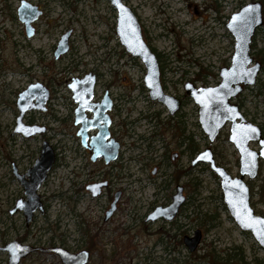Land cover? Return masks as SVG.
<instances>
[{
    "label": "rangeland",
    "instance_id": "rangeland-1",
    "mask_svg": "<svg viewBox=\"0 0 264 264\" xmlns=\"http://www.w3.org/2000/svg\"><path fill=\"white\" fill-rule=\"evenodd\" d=\"M27 1L44 10L36 23L38 32L30 39L18 17L21 0H0V248L21 240L44 248L65 245L63 248L71 252L89 249L88 264H256L255 259L264 263V249L230 216L220 179L208 164L192 165L199 152L211 147L217 164L233 176L239 175L240 156L229 141L230 123L211 144L199 124V106L185 90L189 81L197 87L219 84L220 70L231 65L234 53L235 40L226 23L231 14L257 0H126L137 12L152 47L162 53L161 77L167 91L184 99L180 121L187 139L179 160L175 164L171 159L163 163L160 154L165 142L157 136L158 120L153 118L148 125L150 119L145 120L143 115L160 111L161 119L167 121L168 110L165 105H153L144 90L142 95L140 89L134 90L136 100L126 105L129 114H123V118L129 120L131 116L138 120L133 136L125 137L130 147L126 156L139 160L133 170L145 186L136 182L128 188L119 210L108 220L104 215L108 197L103 195L96 200L86 192L84 162L81 158L73 159L67 136L60 133L65 131L63 123L47 112L27 113V124L36 121L39 125L47 124L49 129L26 138L16 132V100L28 85L41 82L53 89L52 107L59 109L56 115L62 117L66 114L65 103L71 102L67 85L72 77L90 70L108 74L115 67L118 71V63L125 65L127 57L116 32L117 11L110 0ZM69 30H72L70 50L56 60L57 42ZM252 55L262 63L257 82L245 87L232 101L264 134V25L256 31ZM105 58L110 61L103 63ZM119 69L127 74L131 84L137 87L144 84L146 72L139 59L135 68ZM177 122L175 119L173 123ZM154 123L157 126L153 135ZM174 134V131L169 133L165 140L168 142ZM45 140L57 148L58 165L38 189L46 211H37L27 226L23 213H9L17 200L26 198L13 166L22 173L32 167ZM250 145L259 150L257 143ZM142 162L149 168L143 167ZM155 165L160 170L153 177L151 168ZM178 169L184 175L174 182ZM245 180L253 191L252 206L257 214L264 216V161L259 176ZM178 184L185 187L186 203L176 223L147 221L151 203L165 204ZM198 229L202 231L201 243L191 252L183 239L194 236ZM0 264H9L7 251L0 250ZM20 264L63 262L55 253L35 251Z\"/></svg>",
    "mask_w": 264,
    "mask_h": 264
},
{
    "label": "water",
    "instance_id": "water-1",
    "mask_svg": "<svg viewBox=\"0 0 264 264\" xmlns=\"http://www.w3.org/2000/svg\"><path fill=\"white\" fill-rule=\"evenodd\" d=\"M112 7L117 11L116 32L121 44L126 51L139 57L147 66L145 78L146 86L150 91L152 100H157L166 105L170 114L174 115L181 106V100L166 94L160 82V68L156 54L149 47L143 37L141 22L133 8L125 0H110ZM42 10L38 6L31 5L23 0L19 9V18L25 22L28 36H32L34 28L32 22L35 21ZM264 25L263 4L257 0L243 6L239 11L231 14L226 28L234 37V53L231 65L222 67L220 70L221 81L216 86L197 87L192 82L185 84L187 94L199 106V124L212 144L219 136L221 130L230 123L229 141L233 143L240 156L239 175L233 176L224 166L217 164L211 147L199 152L192 161V165L199 163L208 164L210 169L220 179L223 201L230 216L242 231L250 232L260 247L264 249V216L256 213L251 203V187L245 180H254L259 176L261 161H264V134L262 128L248 121L240 106L232 101L237 95L242 93L247 86L255 85L257 76L261 71L262 63L255 60L252 55V44L256 31ZM71 30L65 32L60 39L55 56L69 50V37ZM94 84L93 74H88L84 79H76L69 86L74 93L76 101L80 106L76 110L77 121L84 122L81 112L85 109V102L91 98ZM49 89L41 82L32 83L25 90L21 91L17 100L19 114L17 116L16 131L30 137L38 133H45L46 127L40 125H29L23 122L24 115L32 109L46 110L49 98ZM254 130V131H253ZM84 133L83 128L79 134ZM251 143H257L259 150L253 149ZM103 153L107 155V161L114 159L117 155V146L104 145ZM56 155L52 145L45 140L42 145L40 156L35 160L29 169L30 179H24L25 175L18 174L14 170L25 187L27 199H19L11 213L23 210L26 223L29 224L35 212L45 211L44 203L38 189L46 181L49 171L55 163ZM94 187H99L96 185ZM92 186L94 196L97 191ZM184 186H177V192L173 196V201L167 207H158L149 219L164 217L172 220L178 213L180 207L186 202ZM118 198V197H117ZM116 203V201H115ZM115 205H113L114 207ZM112 210L110 211V213ZM251 218L252 226H245ZM257 221L261 223H257ZM202 239L201 229L196 230L194 236H185L184 242L188 249L193 252L197 249ZM0 250L9 254V264H20L23 258L30 253L42 251L57 254L63 264H87L90 260V252L83 249L80 252H71L61 246L38 247L13 240L7 243Z\"/></svg>",
    "mask_w": 264,
    "mask_h": 264
},
{
    "label": "flooded vegetation",
    "instance_id": "flooded-vegetation-1",
    "mask_svg": "<svg viewBox=\"0 0 264 264\" xmlns=\"http://www.w3.org/2000/svg\"><path fill=\"white\" fill-rule=\"evenodd\" d=\"M24 1L30 3L27 0H24ZM22 2H23V0H21V3ZM21 3H20V5H21ZM31 5H34V4H31ZM34 6H38V5H34ZM19 7H18V9H19ZM38 9L42 10L41 6H38ZM133 10L135 11L134 8H133ZM135 13L137 14L136 11H135ZM43 15H44V10H42V14L39 15V17L35 21L32 22V25L34 28V32H33L32 36H28L26 24H25V22H23L19 18L20 21L22 22L24 32H25L28 39L33 38L37 34L38 25L36 23H37V21L40 20V18ZM137 16H138V14H137ZM18 17H19V15H18ZM138 18H139V16H138ZM139 20H140V18H139ZM141 26H142V24H141ZM142 32H143V37H144L145 41L147 42L149 47L152 49V51L157 56V59L159 62V68H160V82H161L162 88L166 94L173 96V95L169 94V92L167 91V89L165 87L164 80L161 77V74L163 71L162 53L157 51L155 49V47L154 48L152 47L150 40L148 39V37L145 36L143 27H142ZM63 34L61 35L60 39L62 38ZM71 34H72V30H71ZM70 38H71V35L69 37V50H70ZM60 39L58 40L55 51H54V57L56 60L62 59V57L69 52V50H68L67 53L61 54L58 58H56L55 52H56V49H57V46H58ZM119 41H120V38H119ZM120 44H121V42H120ZM120 46L123 47V49H124L123 54L127 57V60H126V62H124V63H126L125 65L119 64V63L117 64L118 71H117L116 67H115V69L108 72V74L106 72H105V74H102V73L98 72L97 70H90L88 73H86L82 76H75V77L71 78L70 82L67 85V87L69 88L70 94H71V102L65 103L66 114L64 116L59 117L56 115L57 112H60V111H59V109H54L52 107V102L55 99L54 98L55 94L53 92V89L51 87H47V86L46 87L49 89L50 94H49V98H48V101L46 104V110L43 111L40 109H32V110H29L25 113V115H26L27 113H31V112L37 113V111L47 112L53 116L54 120L59 121L61 124L63 123L65 131L64 132L62 131L60 133L67 136V140L69 141L68 147L70 149V153H72L73 159L76 161V160H79V158H81L84 162V164H83V167H84L83 171L84 172L83 173L85 176V190H86V192L93 199H96V200L101 199V197L103 195L108 197V205H107V208L104 212L106 220L110 219L119 210L120 202L123 199L125 191L128 188H130L136 182H140L142 186H145L143 181L136 176V172L133 170V165L135 163H137L139 160L134 156H130V155L126 156L130 147L125 142V137H132L133 136V133L135 132L134 126L137 125L136 123L138 121V120L136 121L135 119L131 118V116H129V120L127 118H123L124 117L123 114H125V112L127 113V115L129 114V110H128V108H126V105L130 104L131 101L135 102L136 98H134L135 97L134 96V90L137 91L139 89H140L139 94L143 90H144V92L148 93V97H149V99L153 105H155V104H157V105L162 104V106L165 105V104H163L157 100L151 99L150 91H149L148 87L146 86V82H145V78H146V75L148 72L146 64L139 57L128 53L122 44ZM104 52L105 51H103V53ZM120 55H122V54L120 53ZM138 59L143 63V65L145 67V72H146L144 75V78H143L144 84H142L140 87L139 86L137 87L135 84H131V79L127 76V74L122 73L119 69L121 66L122 67L123 66L128 67L129 70H131L132 68H135L137 65ZM99 61L102 63L101 60H99ZM108 61H110V58L103 59V63L108 62ZM127 61H128V64H127ZM133 62H134V65H133ZM114 65H115V63H114ZM88 74H93V77H94L92 95H91V98L88 99L84 103L85 109L81 112V117L84 120V122H78L76 110L80 106V102L75 100L74 93L71 90L69 85L71 83H73L76 79H84V77ZM189 82H191V81H189ZM34 83H37V82H34ZM25 89H23V90H25ZM186 94H187V92H186ZM140 95H142V94H140ZM176 98H178V97H176ZM179 99L181 100V106H180L179 110L174 115L170 114L169 109L165 105V107L168 110L167 121H164L161 119L160 111L155 112V113L150 114V115H143L145 120L150 119L148 125L150 123H152L153 118L156 121L158 120L157 122H158V126H160V130L159 131L156 130L157 124H155V123H154V125L151 126V130H153V135L157 131V133H159V134H157V136L160 135L162 137L163 141L165 142L163 145V152L160 154V158H161V161L163 163L167 162L169 159H171L173 164H175V162H177L179 160V158L182 156V154L185 151L184 147H185V144H186L185 141L187 138H185L184 125L182 126V123L180 121L181 120V115H180L181 113L180 112L182 110L184 99L182 97ZM17 100H18V97H17ZM17 100H16V105H17ZM18 114H19V110H18ZM25 115L23 118V122L25 124H27L25 122ZM175 119H176V121H178L177 123H173ZM171 121H172V123H171ZM29 125H39V124L36 121H33ZM16 126H17V119H16ZM40 126L46 127L45 133L49 129V126L47 124H40ZM82 128L84 130V133L79 134V131ZM173 131L175 132V134L171 135L170 140L167 142L165 139L169 138V133H171ZM18 133H21V132H18ZM21 134L23 135V133H21ZM38 134H43V133H38ZM38 134H36V135H38ZM36 135H33V136H36ZM33 136H30V137L24 136V137L31 138ZM143 139L146 141L145 138H143ZM42 145H43V143H42ZM104 145L105 146L106 145H112V147L117 146V155L114 159L107 161V155H111L112 153L111 154L106 153V155H105V153H103L104 152L103 151ZM52 147L55 151L56 159H55L54 165L52 166L51 170L49 171V175L58 165V158H59V153L57 151V148H55L54 145ZM41 150H42V147L39 150V154H41ZM163 163H162V166H163ZM142 166L145 167L146 169L149 168L148 164H143V162H142ZM30 168H28L24 173H22L14 165L13 166V173L16 176V174L14 172V170H16V172L18 174L25 175L24 179H30V177L28 175V171ZM151 169H150L151 175L153 177H155V175L160 170L159 167L156 165L154 168L152 167ZM183 172L184 171H182L180 169L177 170L176 174L178 176L174 182H178L177 180L181 176L184 175ZM49 175H48V177H49ZM151 178H152L151 176H149V178H148L150 182H151ZM20 183H21V181H20ZM96 185H99V187L98 188L94 187ZM179 185L180 184H178L177 186H179ZM22 186H23V184H22ZM92 186L98 192L96 196H94V191L91 188ZM177 186H176L175 192L173 194L169 195V197L165 201L166 202L165 204L156 205V201H153L151 203L150 212L148 213L147 219H146L147 221H153V223L160 222L162 224H169V223L175 224L176 223L177 219L181 216L182 209H183L186 202L180 207L178 213L175 215V217L172 220H167L161 216L157 217L156 219H149L148 217L150 215H152L153 212L158 207L169 206V204L173 201V196L177 192ZM24 190H25V187H24ZM184 191H185V187H184ZM184 195H185V193H184ZM25 196H26V194H25ZM26 199H27V197L25 199L21 198V200H26ZM115 201H116V203H115ZM113 205H115V206L113 207ZM14 207H15V205L9 211V213L11 215L17 214L19 212L23 213V215H24L23 210H18L17 212L12 214L11 210ZM44 207L47 208V206H44ZM111 210H112V212L110 213ZM45 211H46V209H45ZM35 216H36V212L33 216V219L35 218ZM33 219L31 221H33ZM29 224L26 223L27 226ZM184 238H185V236H184ZM18 241L21 242V240H18ZM183 241H184V239H183ZM21 243H24V241H22ZM78 252H80V251H78ZM89 252H90V250H89ZM90 254H91V252H90Z\"/></svg>",
    "mask_w": 264,
    "mask_h": 264
},
{
    "label": "trees",
    "instance_id": "trees-1",
    "mask_svg": "<svg viewBox=\"0 0 264 264\" xmlns=\"http://www.w3.org/2000/svg\"><path fill=\"white\" fill-rule=\"evenodd\" d=\"M261 2L263 3V10H264V0H262ZM258 54H259V52H257L256 55H258ZM196 146H197V145L193 146V147H192V150H194V149L196 148ZM252 195H253V191H252ZM255 263H256V264H264V263H262L261 261H259L258 259H255ZM242 264H248V263H244V262H243Z\"/></svg>",
    "mask_w": 264,
    "mask_h": 264
},
{
    "label": "snow or ice",
    "instance_id": "snow-or-ice-1",
    "mask_svg": "<svg viewBox=\"0 0 264 264\" xmlns=\"http://www.w3.org/2000/svg\"><path fill=\"white\" fill-rule=\"evenodd\" d=\"M257 223H261V222L257 221ZM245 226H252L251 218H249V222L245 223ZM261 234H264V229H261Z\"/></svg>",
    "mask_w": 264,
    "mask_h": 264
}]
</instances>
